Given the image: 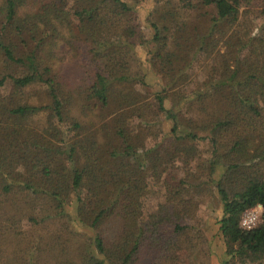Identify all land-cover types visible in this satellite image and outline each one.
<instances>
[{"label":"trees","instance_id":"16d2710c","mask_svg":"<svg viewBox=\"0 0 264 264\" xmlns=\"http://www.w3.org/2000/svg\"><path fill=\"white\" fill-rule=\"evenodd\" d=\"M143 1L0 0V263L198 264L217 193L222 264H264V0Z\"/></svg>","mask_w":264,"mask_h":264},{"label":"rangeland","instance_id":"374dc122","mask_svg":"<svg viewBox=\"0 0 264 264\" xmlns=\"http://www.w3.org/2000/svg\"><path fill=\"white\" fill-rule=\"evenodd\" d=\"M152 1H146L144 0L140 5V8L138 9V14L140 17H144V15L147 12V9H150ZM135 54H136V61L134 62V68L135 70H138L141 73H144L145 80L149 84V87L152 92L160 91L162 88V80L160 77L153 72H149L145 70L144 60L147 53V47H135ZM10 89L7 88V92ZM39 87L37 86H31L28 87V93L38 92ZM31 100V99H29ZM87 119V118H85ZM96 132L97 136L99 138H103L101 136L102 130L97 129ZM164 130H169L168 123L164 125ZM183 131L180 130L179 133ZM150 141H153V138L150 139ZM202 147H206V142L201 141L200 142ZM205 157V156H204ZM163 189L157 188L154 191L151 192V199L152 201H157L162 198ZM222 207L220 196L217 195V193H213L210 196L206 197V199L200 204L199 206V216L201 218V227L205 229L206 235L208 239L210 240V247H211V255L210 257L198 264H222V261L224 259V249H223V243L220 241V237L218 235L217 225L215 222V218L219 215L220 210ZM259 219V217H258ZM29 242L27 240L22 241L20 244H15V260L17 264H28L30 262H33L35 264H52V260L50 259V256L42 253L41 256H38L37 260L35 259V256L31 252H24L23 250L29 246ZM32 247H36V242H33ZM27 253V254H26ZM179 260L183 262H187L189 259L188 253L185 250H181L178 253ZM192 257L195 258V255ZM2 264V263H0Z\"/></svg>","mask_w":264,"mask_h":264},{"label":"built area","instance_id":"2783aa9c","mask_svg":"<svg viewBox=\"0 0 264 264\" xmlns=\"http://www.w3.org/2000/svg\"><path fill=\"white\" fill-rule=\"evenodd\" d=\"M261 209V206L257 205L256 207L245 211L240 219V226L244 229H250L253 227L258 221Z\"/></svg>","mask_w":264,"mask_h":264}]
</instances>
